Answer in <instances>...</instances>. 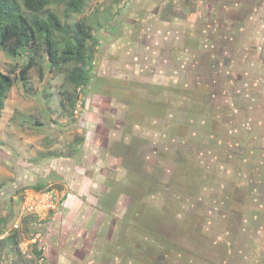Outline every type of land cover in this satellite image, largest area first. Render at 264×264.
<instances>
[{
	"label": "rangeland",
	"instance_id": "374dc122",
	"mask_svg": "<svg viewBox=\"0 0 264 264\" xmlns=\"http://www.w3.org/2000/svg\"><path fill=\"white\" fill-rule=\"evenodd\" d=\"M235 1L86 0L71 115L64 69L0 48V264H264V0L220 36Z\"/></svg>",
	"mask_w": 264,
	"mask_h": 264
},
{
	"label": "trees",
	"instance_id": "16d2710c",
	"mask_svg": "<svg viewBox=\"0 0 264 264\" xmlns=\"http://www.w3.org/2000/svg\"><path fill=\"white\" fill-rule=\"evenodd\" d=\"M85 7L86 0H0V48L11 56H18L22 50H33L28 55L27 62L18 68L16 76L24 85L27 84L28 71L38 65L36 55L42 49L46 56V74L53 75L64 69L67 88L59 91V103L63 110L68 113L70 111L69 115L79 98L77 89L90 82L87 59L91 60L92 55L87 45L88 40L93 38L92 25L87 18L74 23L67 22L74 14L82 13ZM41 77L44 78L43 75ZM13 83L14 77L10 73L0 71V114ZM42 187L43 185H35V188ZM4 238V244L9 247L6 254L8 251L20 252L15 232ZM130 247L126 240L122 246L123 254ZM41 253L40 249L35 248L36 255ZM129 254L132 255L130 252ZM20 259L23 257L20 256Z\"/></svg>",
	"mask_w": 264,
	"mask_h": 264
},
{
	"label": "flooded vegetation",
	"instance_id": "af4514ba",
	"mask_svg": "<svg viewBox=\"0 0 264 264\" xmlns=\"http://www.w3.org/2000/svg\"><path fill=\"white\" fill-rule=\"evenodd\" d=\"M257 0H241L239 1L242 6L236 7L234 11H224V5L222 4L221 6L218 7V15L220 17H216V24L213 26L214 29H217V34L221 35L223 34L226 30L230 31L232 30L230 27L234 25L235 23L237 24H242L243 20H245L247 17H254V19H258L259 17L252 16L250 13V10L252 8L253 3H255ZM231 2V1H230ZM238 0L235 2H232L234 6H236V3ZM243 5H246L245 7ZM258 6V5H257ZM244 7V8H243ZM247 7V8H246ZM256 9V7H255ZM233 10V9H230ZM225 12L224 14H221V12ZM221 15H220V14ZM232 13V14H230ZM258 15V14H257ZM256 15V16H257ZM233 27V26H232ZM241 27V26H240ZM158 101V100H157ZM163 256V254H161ZM157 263V262H156Z\"/></svg>",
	"mask_w": 264,
	"mask_h": 264
},
{
	"label": "built area",
	"instance_id": "2783aa9c",
	"mask_svg": "<svg viewBox=\"0 0 264 264\" xmlns=\"http://www.w3.org/2000/svg\"><path fill=\"white\" fill-rule=\"evenodd\" d=\"M49 207L50 208L53 207V203L52 202H49L48 205H46V208H49Z\"/></svg>",
	"mask_w": 264,
	"mask_h": 264
},
{
	"label": "crops",
	"instance_id": "0c3cea01",
	"mask_svg": "<svg viewBox=\"0 0 264 264\" xmlns=\"http://www.w3.org/2000/svg\"><path fill=\"white\" fill-rule=\"evenodd\" d=\"M220 36H223V34H221ZM225 36H228L227 33L225 34ZM250 54H251V53H250ZM246 111H247V109H246ZM234 112H236V111H234Z\"/></svg>",
	"mask_w": 264,
	"mask_h": 264
},
{
	"label": "clouds",
	"instance_id": "9594fccd",
	"mask_svg": "<svg viewBox=\"0 0 264 264\" xmlns=\"http://www.w3.org/2000/svg\"><path fill=\"white\" fill-rule=\"evenodd\" d=\"M54 207V206H53Z\"/></svg>",
	"mask_w": 264,
	"mask_h": 264
}]
</instances>
